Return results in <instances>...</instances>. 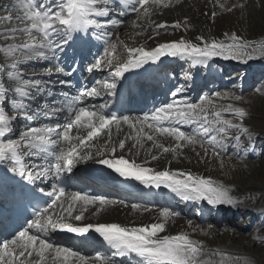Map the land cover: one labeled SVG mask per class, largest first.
<instances>
[{
    "label": "snow or ice",
    "instance_id": "1",
    "mask_svg": "<svg viewBox=\"0 0 264 264\" xmlns=\"http://www.w3.org/2000/svg\"><path fill=\"white\" fill-rule=\"evenodd\" d=\"M115 0H15V7L22 9L23 14L17 15L16 19L24 24L23 27L7 29L13 34H25V39L19 44H10L6 47V55L13 57L11 68L17 69V65L25 61L35 59H51L40 49H48L54 53L67 45L73 39V33L106 27L107 25L119 26L122 21L119 19H107L101 24V18H108L111 15V4ZM160 5L162 0H119V4L125 9H130L138 14V19L149 14V3ZM165 7L167 5H164ZM124 13L121 12V15ZM215 16V13H213ZM11 20V15L4 17ZM135 23V22H133ZM171 27L179 29L180 22L169 25L167 22L155 24L153 31L159 35ZM227 35V34H226ZM10 39H18L16 35ZM225 40H206L204 37H197L198 43L180 38L179 40L165 41L158 43L151 50L144 47H128L126 52L128 59L122 65L116 66L112 73L113 77H121L130 69L139 68L148 61H157L162 56L192 58L194 64H202L212 57L222 56L224 59H240L249 56L248 49L252 45L242 40L235 33ZM59 41V42H57ZM199 41H203L201 45ZM115 50L116 45H110ZM19 50H30L32 54L24 57V61L17 60L15 54ZM108 53V49L105 50ZM250 58V57H249ZM102 59L97 58L88 68L89 72L99 69L102 66ZM111 59L103 66L111 65ZM53 69H45L43 75L51 76ZM55 73H62L61 67H54ZM70 75V73H65ZM7 77L14 82L8 87L0 83V102H5L7 94L14 91L19 99H12L11 108L18 112L9 114L6 107L0 106V138L6 137L14 129V122L18 115H23L26 120L33 121L39 115V109L32 112L24 103L25 98L34 97L44 91L42 82L39 79H24L19 71L8 72ZM61 84L65 81L61 80ZM110 94L116 89V84L107 85ZM100 93L96 88L85 90L79 95L66 99L61 107H53V115L67 113L64 124L56 123L54 126L27 127L18 138L0 139V162H11L10 171L25 176L31 182L34 179L47 178L51 173L59 179L62 173L72 171L74 165L80 160L92 159L90 153L81 154V150L90 146L91 142L99 137L105 130L111 129L112 125L119 126L122 122L133 128L140 125L143 132L146 125L155 133L166 134L176 141L174 148L162 147L164 152L173 151L183 147L181 142L196 145L200 144L207 154L208 147L216 155L224 149L220 140L224 139L228 128H237L240 131L248 132L238 123L224 119L222 112L215 110L211 100L201 97V103H191L187 99H175L160 107H156L150 114L142 117L131 118L129 116L117 117L115 113L105 114L102 110L107 104L92 108L85 104L84 97L98 96ZM220 96L219 93L215 94ZM227 95V94H225ZM239 100L241 97H235ZM212 106L213 111L209 113L208 107ZM47 108V105L44 106ZM222 111H231L237 117L243 118L246 112L242 108H232L229 105ZM209 115L215 119L209 120ZM167 124L168 126H165ZM181 125H194L191 133L181 129ZM77 133L73 135V131ZM86 131V135L79 134ZM215 133V135H213ZM147 139L154 140L153 135ZM55 137V138H53ZM217 137H220L218 140ZM238 140L239 137H236ZM61 142H67L69 147L59 151L56 147ZM107 143V142H106ZM207 145L208 147H205ZM125 141L122 139L119 144H112L107 149L104 157L97 160L98 163L106 165L118 173L121 177L132 178L145 185H153L159 188L163 185L176 193L183 200H206L209 205H232L236 203L235 197L230 195L229 189L223 185L216 184L213 180L203 176L192 174L181 170H153L136 163L134 160L126 159L123 155H112L107 157V151L116 152V148H125ZM97 155H100L98 152ZM26 157L42 158L45 161L50 159L48 167L43 163H26ZM152 159H157L153 156ZM53 191L48 193L54 197L51 203L34 213V218L27 222V227L18 231L11 239H5L0 243V264H25L29 258L36 257L35 264H44L46 254L54 253L59 264H110L108 259L97 254L92 261L71 248L61 247L50 243L46 238L50 231H67L69 233L84 234L90 230L98 233L108 245L114 249V256H134L137 264H212V256L219 253H212L205 250L202 244L195 241L185 233L174 235H160L165 229L164 223H151L141 226H122L119 223H83L84 212L90 205L98 204L96 212L99 213L106 205L114 202L103 196H91L81 192L66 193L63 187L59 189L53 185ZM59 202V209L55 207ZM65 202L67 206L65 207ZM135 208L136 206L133 205ZM51 210V211H50ZM56 213V219H53ZM160 215L167 218L170 213L167 210L161 211ZM75 222H81L77 224ZM34 230V232H33ZM223 264V262H221Z\"/></svg>",
    "mask_w": 264,
    "mask_h": 264
},
{
    "label": "rangeland",
    "instance_id": "2",
    "mask_svg": "<svg viewBox=\"0 0 264 264\" xmlns=\"http://www.w3.org/2000/svg\"><path fill=\"white\" fill-rule=\"evenodd\" d=\"M201 2L203 3V9L198 10L197 16H195L193 19L188 20L190 24L182 22L181 27L179 28V32L181 34L184 33V28L182 26L185 27V31L189 35H196L200 33L201 27L206 25L211 26V24L214 22L213 28L223 34H227L230 36V33H235L237 36L245 39H259V41H261L262 43H259L256 48H259V50H263L264 40H261L260 38L264 36V0H202ZM157 7H159V9L164 11L165 13L168 10H172L171 5L166 8H164L165 6L163 7V5L161 7ZM9 12L10 10H8V13ZM213 13H215V16H213ZM4 14L5 13H2L0 16ZM133 17H135L134 20H130V18L129 23L127 21L123 25V29L127 30L128 27H131L130 25L135 21L136 15H134ZM161 17L162 15L159 16V18ZM11 22L12 21H10L8 25L14 24ZM0 27H5V25H2ZM129 30L137 32L135 33V35L142 34V37H145L147 35L153 36V34L157 35L154 31L149 32L147 29L142 30H147L148 32L141 31L137 28V26H134L132 29H128L127 31ZM175 30L176 29L173 28H169L167 31L162 30L159 33V37L155 36V38L159 40H169L171 37L184 36L171 33ZM224 30H228L230 33ZM115 35L116 37H118L117 33ZM251 41L254 42V40ZM6 42H4V44ZM120 55L121 53L117 56L118 61L121 60L119 58ZM261 56H264V54ZM262 63H264V60H262ZM242 64L245 65V61H243ZM211 67L213 68L212 65ZM220 69L222 72L217 73L218 81H216V88L202 95V97L211 100L215 105V110L221 111L224 119L231 120L234 124H240L243 128H246L248 130L247 133L240 131L237 128H228L226 137L220 140V142L224 144V149L220 153V155H216L211 147H208L207 145H205V147H208V151L206 154L204 148H202L200 144L191 145L187 144L186 142H181L183 144V147L179 148L180 150H176L175 152H163L161 154H159L157 150H154V148L150 150V143H148L147 141H145L147 142V147L145 146L137 148L144 153L142 155L144 159L148 161V163L151 162L156 168L159 169L165 167L163 166L164 161L159 157L153 160L148 159L147 155L145 154L146 149H149V154L151 156L156 152L155 155L163 158L165 157V153L171 154L173 152L172 155L175 153V166H186L188 170H191V168L193 167L195 168V173H200L202 171L210 169V174H212L214 180L218 183H222V181H224L226 183H229L228 185L236 186L235 188L238 190V192L242 193H237V195L241 197H243L244 195L252 196V199H254H251L252 201H250V203L252 204L255 202H262L264 204V73L256 79L258 73H260L259 70L255 69L251 73L250 70H248V79L254 82L246 83L247 75L243 74V72L241 71L243 68H240V71L235 72L236 74L239 73L241 75L240 77H236L238 80L242 78L243 74V79L241 81L235 79L233 72H226V68L222 67ZM223 82L226 86L222 84ZM216 93H219L220 96H216ZM235 97H241V99L237 100L235 99ZM194 101L195 103H201L200 100ZM229 105H231L232 108L244 109L246 115L243 118H240L231 111H222ZM208 111L209 113L213 111L211 105H209ZM208 119L213 120L215 118L209 115ZM130 135H132L133 137L132 141L136 142V138H134L135 134L130 132ZM213 135H215V133H213ZM128 136L129 133L124 134L122 139L124 138L123 140L127 144L130 143L129 147H131L132 142H130L131 140ZM127 137L129 141L126 140ZM236 137H239V139L237 140ZM170 138L172 139V145L175 146V139L173 137ZM112 139L122 140L118 136H107V143L113 141ZM156 139L154 140L157 142L163 141V139L166 140V138L161 134H159ZM217 139L219 140L220 137H217ZM248 140L252 141L251 144L247 145L248 143L245 142L243 143V146H247L243 147L242 141ZM158 144L162 145L163 147L170 148V145L168 143ZM157 149L160 151L163 150L162 147H157ZM93 150L94 148L89 149V151ZM98 152L101 154V149H98L93 153L90 152V154L92 157H95V154L97 155ZM244 152H246V154H243ZM143 162L145 161L143 160ZM172 164H174V162ZM217 182L215 183L218 184ZM224 187L235 190L231 186ZM245 187L246 191H241ZM242 206L243 205H240V207ZM183 207L184 209L175 208L174 211L183 214L187 212V214L184 215H188V210H186L188 206ZM240 207L235 209V211H238ZM124 209L125 208L123 206L117 207L115 209V213L113 209H110L107 211V215L104 219H127L132 224H146L149 222L164 223L165 229L163 233H160L161 235L167 234L168 230V234H176L175 232L187 233L189 238L200 242L204 247H208V250L206 251L210 252V256H212L213 252L219 253V255L212 256V261L214 263L219 262L221 264V262H223V264H264V220L262 221L260 218L256 219V217L247 216L246 214H241L240 212L238 221L232 220V223H235L234 228H232L231 224L227 225L226 227L227 218L225 214H223L224 217H222V219L219 221L222 222L221 225L218 226L216 224H212L216 226L214 227L210 225V221H206V216L202 220V225H199V222L195 218H193V215L195 214H192L190 216L179 214L173 220H171V218L168 216L164 220V218H159L162 216L157 209L154 210V213H142L140 211L137 213H133V215H130V213L126 212ZM94 211L96 212V209ZM95 212L93 213V211H89V214L86 215V218H89L90 216L95 217L98 214ZM108 212H110L109 215ZM252 218L256 220H252ZM239 224L241 227L239 226ZM204 243L207 245H205ZM220 246L226 248L228 251L217 252L214 250L215 248H218ZM80 254L89 258V261H92L93 259V257L86 256L85 252H80ZM48 259H52L50 261V264H59V261L55 257ZM110 264L113 263L110 262Z\"/></svg>",
    "mask_w": 264,
    "mask_h": 264
},
{
    "label": "bare ground",
    "instance_id": "3",
    "mask_svg": "<svg viewBox=\"0 0 264 264\" xmlns=\"http://www.w3.org/2000/svg\"><path fill=\"white\" fill-rule=\"evenodd\" d=\"M9 1L15 2V0H9ZM201 1L202 0H162V2H161L160 5H154V4L152 5V3L150 2L149 5H148V7L150 9L149 14L146 15V16H142L139 19H138V14L137 13H135V12L131 11L130 9H128V11H130L131 14H134L135 13L136 19L134 21L135 23H132L130 25L131 27H128L127 30L128 29H132L134 26L135 27L137 26V28L140 29V30L147 29L149 32H152L155 24L160 23V22H167L169 25L173 24L174 22H180L181 24H182V22H185L187 24H190L188 22V20L189 19L191 20L195 16H197L198 10L203 9V7H202L203 3ZM1 4L2 3H1V0H0V6H1ZM116 4H117V1H115L114 3H112L111 4V8L113 9L112 5H116ZM162 5H163V7H164V5H167L166 7H169L171 5L172 6V10H168L165 13L164 11L160 10L159 7H157V6H160L161 7ZM166 7H164V8H166ZM18 9L19 8H10V12H9V14L7 16L11 15L12 19L10 21H12V22L15 21L17 23L10 24V26H7L10 23V21H7L6 22L7 24H4V25L8 29H11V28H19V27H23L24 26V24H22L20 21L18 22V20L16 19V16L17 15H22L23 14V10H18ZM161 15H162V17L159 18V16H161ZM213 24H214V22L211 24V26H207L206 25V26L201 27L200 33H198L196 35H189L187 33V36L171 37L169 40H165V39L159 40V39L155 38L152 35H147L145 37H142L143 36L142 34H141L142 36L139 35V34H136L135 35V33H137V32H134L133 30H129V32H127L126 29H123L122 28L123 25L118 26L115 30H114V28L116 26H111L110 25L107 28H108V30H110L111 35L117 33L118 37H116V38H118V40L125 41V44H127V42L132 43L131 45H124V48H128V47H141L142 46V47H144L147 50H151L149 48L155 47L158 43H162V42H165V41L179 40L180 38H184L185 40L191 41L193 43H198L197 37H204L206 40L216 39V40H225L226 42H230L227 39L229 37V35L223 34V33L219 32V31L215 30L213 28L214 27ZM183 25H184V23H183ZM169 28H171V27H169ZM124 32H126V33H124ZM130 33H132V34H130ZM16 34H20L21 35V38L23 40L25 39V34H22V33H16ZM9 35H15V34H13V33L10 32ZM160 41H162V42H160ZM11 42H21V41L20 40H15V41H11ZM248 42L252 45V47H250L247 50L248 53H249V56H245L243 58V60H240V59H227L226 60L222 56H217V57H212L210 60H207V61H205L202 64H194L192 58H181V57H174V58H181V59H183V60H185V61L190 62V63L193 64V68H192L191 72H193L194 69H195V72L193 73V76H192V79H191V82L192 83L195 82V81H197L200 78V75L197 73L196 70L199 69V68H201V67L207 66L210 62H212L214 60H217L218 62H221L224 65L225 64L228 65L229 68H232L233 66H242L243 61H245V65H249V66H256V65L258 66V64H261V65L264 66V63H262V60H264V56H261V55L264 54V48H263V50L260 49L261 50V53H260L259 48H256L257 45L259 43H262V42L259 41V39L257 41L254 40V42H252L251 40H249ZM199 43L202 45L203 44V41H199ZM112 44L117 45L115 43V39L113 37H112V39H111V37H107L106 40H105V42H104V46H110ZM40 50H42L43 52H45L50 57H55L51 52L48 51V49H40ZM251 50H253V51H251ZM22 51L23 50H19L17 52H22ZM24 51H29L30 52V50H24ZM3 53L6 54L5 49H3ZM126 57L128 58V55ZM164 57H166V56H162L157 61H148L147 63H144L142 66L155 65L156 62H158V61L160 62L161 60L164 59ZM10 58H13V57H10ZM39 60H40V62H38V64H36V65H34L35 60L23 62L22 63V66L25 69L22 70L20 73H22L25 77H28L29 76V72L30 73H36V75L31 76V79H40V78H42V79L48 81L49 83L53 82V80H55L61 73H59V74L58 73H55V71H54V67L55 66H51V65H48L46 63L49 59L39 58ZM22 61H24V60H22ZM102 61H103L102 66L99 69L94 70V72H93V77H94L93 84H94V86L97 83L96 82V77H103L104 80L105 79H107L108 81L110 80L109 73L108 72H105V70L103 68V67H105V66H103V64L104 63H107V61L105 59L102 60ZM90 66L91 65H89L88 68ZM108 67L110 68L111 65H109ZM243 67H236V68L239 70L240 68H243ZM115 68H116V66L112 68V71H115ZM45 69H53L51 76L43 75L42 74ZM179 70L180 69H178V72H179ZM127 72H125V73H127ZM235 76L236 77H240L241 75L239 73H237V74L235 73ZM122 77H123V75H122ZM185 77H187V76H185ZM213 78H214V73H211L210 74V80L213 79ZM4 79H5V86L6 87H8L11 84H14L13 81H11V80L8 79L7 75H5V78ZM42 87L44 88L45 85H42ZM34 98H35V100L34 101L33 100L31 101V110L32 109H35L34 112L37 111L38 109L45 111L46 108L44 106L46 104L42 101V99H44V92H43V95L38 94V96H36ZM15 99H19V97L16 96ZM86 99L89 101V103H88L89 105H96L98 103V101H94L92 97H89V98H86ZM186 99L189 102L192 101V99H190V98H186ZM25 100H26V98H25ZM11 101L12 100L9 101V107H7V108L9 110H15V109H12L11 108ZM5 102H3V103L5 104ZM160 106H162V105H158L157 107H160ZM155 108L156 107H154V109ZM43 117H44L43 114H40V116H38L37 119L34 120V122H37L41 127L46 126V123L43 121ZM129 117L136 118L138 116L137 115H130ZM139 126L140 125H136L135 128H133V127H130L128 125H123V127H122V123H121L119 126H116V125L111 126L110 131L109 130H105L99 137L95 138L91 142V145L90 146H88V147H86V148H84V149L81 150V151H86V150H89L90 148H94V150L97 149V148H99V147L102 148V149L104 148L103 151L101 152V154L99 156H97L95 154V157H92L93 161L88 162L89 165L95 166V165L100 164V163L97 162V160L100 159V158H102V157H104L106 150L107 149H110V147H106V142L107 141L104 140L107 135H110V136H118L119 137V136H121L123 134L124 130H126L127 132L128 131L131 132V129L130 128H132L133 132L137 131L140 134L141 131H140V129H138ZM193 127H194V125H186V126H184V128L185 129L188 128V130L190 132L192 131V128ZM147 129H149V128H147ZM181 129H182V126H181ZM149 131H150L149 132V135H153L154 136V139H155V133L153 132V130L150 129ZM72 134L73 135H76L77 133L74 130ZM79 134L86 135V131H83V132H81ZM128 137H129V139L132 142V138H133L132 135L129 134ZM128 137H127L126 140L129 141ZM138 137L139 138H136V142H135L136 145H132L131 144L132 146L129 147L130 146V143L127 144L125 142V145L126 146H125V148L123 150H121L119 147H117L115 153H111L110 151H107V157L108 158H111L112 155H116V156L123 155V156H125L126 159L134 160L136 163L141 164V165H143L145 167H149V168H151L153 170L159 171V170L171 169V170L187 171V172H191L192 174H194L191 170H188L186 166H175L176 165L175 158H174L175 153L172 155L173 152L171 154L170 153H165L164 154L165 155L164 159L167 162V165L164 168L159 169V168H156L151 162L148 163V161H146V159H144V157L142 155L144 153L141 152V151H139L140 149L137 148V144L138 143H139L140 146H143V145L146 146L147 145L146 144L147 142H145V141H148V139H145V137H141L139 135H138ZM0 139H3V138H0ZM112 144L118 145L116 142H114ZM92 145H94V146H92ZM108 145L110 146V144H108ZM154 150H155V148H154ZM155 153L152 156L158 157L157 155H155ZM138 157H140V158H138ZM92 159H88V160H92ZM88 160H86V161H88ZM143 160L145 162H143ZM173 162H174V164H172ZM203 177H205V176H203ZM161 188H162L163 191H165L166 193L170 194V197L175 198V199L177 198L179 200H183L180 196H178L176 193L172 192L169 188H166L163 185H161ZM234 189L235 190L229 189V192H230V195H232L233 197H235L236 203H234L232 205L223 204V206H225L227 208V210H231L230 215H232V211H235V209H237L238 207H240V205H243V207L251 206L252 203H250V201L254 200V199H252V196H249V195H244L243 197L237 195V193H239V192H238V190L236 188H234ZM239 194H242V193H239ZM149 196H151V199H147L144 194H142V193H140L138 191L137 192H133V191L132 192H129V193H127V195H124V196L121 193L114 192L112 195L106 196V198L108 200H111L113 202L115 201L113 204L106 205L104 207V209L102 211H100L95 217L94 216L93 217L90 216L88 219L83 220V222H87V221H88V223H109V222H112V223H119L122 226H141L143 224H137V223H133L132 224L127 219L113 218L111 220H105L104 218L107 215V210L113 209L114 210V213H115V211H116L115 209L117 207H120V206H123L125 208L124 210L126 212H129L130 215H133V213H136L137 210L142 211V212H145V213L147 212V209H146L145 206H143L142 204L134 203V201H140V202L149 203V204H167L163 200H156V201H154L152 195H149ZM253 197H255V196H253ZM193 202H198L199 204H203V206H205L206 204H208L206 200H199V201H197V200H188V202H187V204L185 206H189ZM134 204H138V205H135L136 207L134 208L133 207ZM88 207H89V209H87L84 212V216H83L84 218H86V215L89 214V211L90 212L93 211V213H94L95 212L94 210L96 209V207H99V205L98 204H96V205H90ZM95 213H97V212H95ZM109 214H110V212H108V215ZM186 214H187V212H186ZM222 217H224L223 214L220 216L219 221L222 219ZM162 235H174V234H162ZM235 236H236V234H235ZM104 244H105V246H104V250L105 251H107V250L110 249V251L112 253H114L115 250L112 249L111 246L107 244V242L104 241ZM202 246H203V244H202ZM204 248H205V250H208V247L207 248L204 247ZM213 249H210V250H213ZM214 250L217 251V252H222V251L223 252H227L228 251L226 248H224L222 246H220L218 248H215ZM116 257H120V256H116ZM36 259H38V258H36ZM212 264H220V263L219 262L218 263H214L212 261Z\"/></svg>",
    "mask_w": 264,
    "mask_h": 264
}]
</instances>
